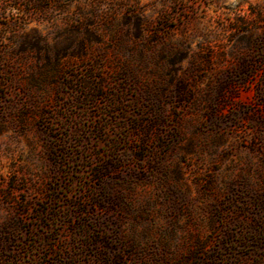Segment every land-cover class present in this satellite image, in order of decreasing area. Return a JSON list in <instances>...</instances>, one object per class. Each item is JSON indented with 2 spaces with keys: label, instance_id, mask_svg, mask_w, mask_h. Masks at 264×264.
<instances>
[{
  "label": "rangeland",
  "instance_id": "rangeland-1",
  "mask_svg": "<svg viewBox=\"0 0 264 264\" xmlns=\"http://www.w3.org/2000/svg\"><path fill=\"white\" fill-rule=\"evenodd\" d=\"M0 264H264V0H0Z\"/></svg>",
  "mask_w": 264,
  "mask_h": 264
},
{
  "label": "trees",
  "instance_id": "trees-1",
  "mask_svg": "<svg viewBox=\"0 0 264 264\" xmlns=\"http://www.w3.org/2000/svg\"><path fill=\"white\" fill-rule=\"evenodd\" d=\"M249 79L247 78L246 81H248Z\"/></svg>",
  "mask_w": 264,
  "mask_h": 264
}]
</instances>
